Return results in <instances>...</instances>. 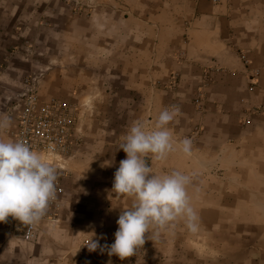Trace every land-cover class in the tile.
I'll list each match as a JSON object with an SVG mask.
<instances>
[{
  "label": "crops",
  "instance_id": "crops-1",
  "mask_svg": "<svg viewBox=\"0 0 264 264\" xmlns=\"http://www.w3.org/2000/svg\"><path fill=\"white\" fill-rule=\"evenodd\" d=\"M86 2L97 9L65 19L58 0H0V117L11 119L0 139L13 141L11 108L28 74L40 85L43 54L54 75L41 84L55 85L51 97L76 105L79 119L58 221L39 222L31 241L25 223L10 234L0 222V264H264V0ZM44 17L60 24L48 46ZM173 107L169 128L191 140V154L146 163L155 175L190 177L197 230L183 219L150 230L124 259L89 251L92 233L114 242L132 203L111 191L124 135Z\"/></svg>",
  "mask_w": 264,
  "mask_h": 264
},
{
  "label": "clouds",
  "instance_id": "clouds-1",
  "mask_svg": "<svg viewBox=\"0 0 264 264\" xmlns=\"http://www.w3.org/2000/svg\"><path fill=\"white\" fill-rule=\"evenodd\" d=\"M177 115L178 108H165L158 113L154 124L137 120L124 135L119 149L126 158L114 173L111 191L130 197L132 203L116 221L114 242L101 245L92 233L84 245L89 251L107 249L109 255L124 259L144 245L150 230L166 228L178 219H183L191 231L197 230L198 216L186 190L190 177L180 171L155 175L146 163L150 155L164 159L172 151L191 154V140H174L169 128ZM10 126L9 117H0V132ZM52 151L54 148L50 146L48 152ZM57 179L49 155L32 150L23 141L0 139V222L9 216L25 224L39 222L49 202L56 197Z\"/></svg>",
  "mask_w": 264,
  "mask_h": 264
},
{
  "label": "built area",
  "instance_id": "built-area-1",
  "mask_svg": "<svg viewBox=\"0 0 264 264\" xmlns=\"http://www.w3.org/2000/svg\"><path fill=\"white\" fill-rule=\"evenodd\" d=\"M244 63L247 64V61L244 60ZM11 110L17 126L13 141H23L32 150L49 155L57 170L56 197L49 202L45 215L39 221L57 222L62 206V178L67 172V163L74 151V132L79 122L78 108L68 102L43 100L38 93L37 80L27 78ZM50 146L54 148L51 153L48 152ZM18 222L11 216L3 221L10 234L18 230ZM39 222L25 224V240L36 238Z\"/></svg>",
  "mask_w": 264,
  "mask_h": 264
},
{
  "label": "rangeland",
  "instance_id": "rangeland-1",
  "mask_svg": "<svg viewBox=\"0 0 264 264\" xmlns=\"http://www.w3.org/2000/svg\"><path fill=\"white\" fill-rule=\"evenodd\" d=\"M60 2V5H59V8H61V12L62 14L60 15V17H63V18H79V16H82L84 14H87L88 16L90 15L91 12H93L95 9H97V5H94V6H90L87 4L86 0H58ZM48 12H51V13H55V10L54 11H48ZM57 25H60L58 22H54L53 25L50 21L46 20V17H44L42 20H40L39 22V26H42L44 32H45V39L44 41L47 42V38H48V44L47 46L49 45V42H50V36L53 34V35H56V31L58 29ZM28 41V40H26ZM29 42V43H28ZM26 42V45L27 46H30V44H35L34 42L32 41H28ZM31 42V43H30ZM34 46V45H33ZM31 50H32V47H31ZM42 52H45L44 48H42ZM42 59H43V71L41 74V80H40V85L37 84L38 86V93H39V90H40V97H43L44 99L43 100H50L52 99L53 97H51V91L52 89H57L55 85L49 83L48 86L45 87V84H41L42 80L43 82L45 83V81H48L50 79V76L51 74L54 75V70H53V66H51V64L49 63V55H46V54H43L42 56ZM29 76H35V74H28ZM27 76V78L29 77ZM26 78V79H27ZM38 78V77H37ZM39 86H40V89H39ZM41 86H42V89H41ZM44 87V88H43ZM60 88V86H59ZM46 91V92H45ZM41 94L43 96H41ZM45 94V95H44ZM50 96V97H49ZM53 96V95H52ZM56 96V95H55ZM54 99V98H53ZM56 100H59L60 99H56ZM62 101V100H61ZM64 102V101H62ZM98 134V133H96ZM96 134H92V138L90 140H97V136Z\"/></svg>",
  "mask_w": 264,
  "mask_h": 264
}]
</instances>
